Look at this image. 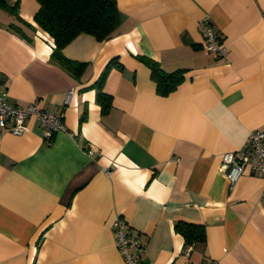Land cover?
<instances>
[{
    "label": "crops",
    "instance_id": "1",
    "mask_svg": "<svg viewBox=\"0 0 264 264\" xmlns=\"http://www.w3.org/2000/svg\"><path fill=\"white\" fill-rule=\"evenodd\" d=\"M7 1L18 17L0 8V84L19 106L62 113L67 129L47 141L34 116L21 134L0 129V264H125L117 216L142 242L141 264H264V173L245 170L231 188L220 168L264 130V0H116L112 36L63 47L85 62L78 75L51 59L37 1ZM204 14L225 55L202 48ZM141 56L183 69L182 81L159 94ZM177 222L204 227L188 254Z\"/></svg>",
    "mask_w": 264,
    "mask_h": 264
},
{
    "label": "trees",
    "instance_id": "2",
    "mask_svg": "<svg viewBox=\"0 0 264 264\" xmlns=\"http://www.w3.org/2000/svg\"><path fill=\"white\" fill-rule=\"evenodd\" d=\"M36 1L38 10L33 20L53 39L54 47L51 52V59L73 75L82 72L85 68V62L73 61L65 57L62 53L63 47L80 33L90 34L97 40L107 39L114 34L119 24V10L116 0ZM0 8L17 16L18 7L16 3L10 4L7 0H0ZM141 58L150 66L151 77L156 82V90L159 94L167 95L182 81L183 69L167 72L151 58L142 56ZM111 61H115L114 58ZM105 74L106 69L95 82L100 88L98 99L103 111H106L110 105V96L101 90ZM175 229L183 235L187 246L196 241H203L205 238L204 227L201 224L177 222Z\"/></svg>",
    "mask_w": 264,
    "mask_h": 264
},
{
    "label": "built area",
    "instance_id": "3",
    "mask_svg": "<svg viewBox=\"0 0 264 264\" xmlns=\"http://www.w3.org/2000/svg\"><path fill=\"white\" fill-rule=\"evenodd\" d=\"M198 29L202 36V48L218 56L226 54V46L217 29L213 26L208 14L198 20ZM72 90L65 94L64 103H68ZM34 116L40 124L42 136L50 141L57 131H65L66 125L62 113H54L37 106L32 100L25 107L11 102L6 87L0 84V129L12 134H21L27 129L26 120ZM220 168L225 172L229 186L232 188L245 170L252 174L264 173V130H251L242 146L235 150L225 151L221 155ZM115 246L123 256L125 264H141L143 245L139 237L131 233L126 220L117 216L112 222ZM190 246L184 249L188 254ZM206 264H221L211 259Z\"/></svg>",
    "mask_w": 264,
    "mask_h": 264
}]
</instances>
